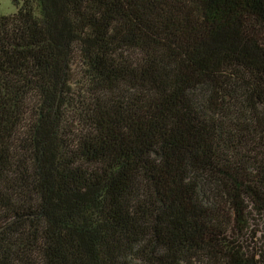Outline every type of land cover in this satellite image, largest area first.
<instances>
[{
  "label": "trees",
  "instance_id": "16d2710c",
  "mask_svg": "<svg viewBox=\"0 0 264 264\" xmlns=\"http://www.w3.org/2000/svg\"><path fill=\"white\" fill-rule=\"evenodd\" d=\"M13 4L0 264H264V0Z\"/></svg>",
  "mask_w": 264,
  "mask_h": 264
},
{
  "label": "rangeland",
  "instance_id": "374dc122",
  "mask_svg": "<svg viewBox=\"0 0 264 264\" xmlns=\"http://www.w3.org/2000/svg\"><path fill=\"white\" fill-rule=\"evenodd\" d=\"M16 13L13 0H0V16H9ZM249 243H257L264 246V219L256 218L252 224L249 234L247 235Z\"/></svg>",
  "mask_w": 264,
  "mask_h": 264
}]
</instances>
